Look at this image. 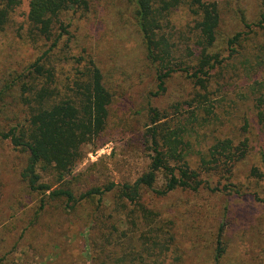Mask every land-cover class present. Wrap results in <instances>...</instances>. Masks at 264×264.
I'll return each mask as SVG.
<instances>
[{
	"label": "trees",
	"instance_id": "1",
	"mask_svg": "<svg viewBox=\"0 0 264 264\" xmlns=\"http://www.w3.org/2000/svg\"><path fill=\"white\" fill-rule=\"evenodd\" d=\"M23 5L29 39L43 44L30 62L10 60L6 68L0 67V140H8L24 156L20 177L39 198L19 236L11 241L0 238V264H9L22 238L54 208L60 215L79 216L83 207L91 211L82 216H89L91 228H104L103 241L93 248L106 253L110 264H166L178 235L173 218H166L157 201L174 193L186 197L189 205L199 203L187 212L191 222L202 226L215 215L212 264H249L252 241L247 232L233 244L235 250L226 239L232 220L230 198L240 193L231 179L247 145L224 138L193 152L190 137L192 131L200 134L196 125L207 120L205 111L214 105L209 89L213 71L241 54L245 40L264 31V0H0V50L8 46L2 33ZM106 5L119 6L110 28H131L141 51L132 66L113 68L112 74L104 67L107 50L100 45L109 31L94 28L105 21L100 9ZM189 22L194 34L187 45L196 47L190 52L194 58L178 54L170 30ZM7 51L15 58L13 45ZM255 60L264 64V44ZM179 74L195 93L182 94L175 104L161 109L154 98ZM146 78L152 82L144 99V143L151 153L147 169L133 181L74 189L75 176H67L82 161L84 147L107 127L114 99L124 100L129 94L132 103L135 88ZM253 173L264 181V170L254 168ZM44 174L52 175L55 184ZM179 197L174 210L182 207ZM211 197L222 202L216 210L208 203ZM255 198L264 202L259 194ZM14 228L10 224L6 230ZM46 232L55 240L52 225Z\"/></svg>",
	"mask_w": 264,
	"mask_h": 264
},
{
	"label": "rangeland",
	"instance_id": "2",
	"mask_svg": "<svg viewBox=\"0 0 264 264\" xmlns=\"http://www.w3.org/2000/svg\"><path fill=\"white\" fill-rule=\"evenodd\" d=\"M118 9L119 6L112 9L107 5L102 6L100 12L105 21L96 23L94 27L109 31L100 45L107 50L104 67L111 69L108 71L110 74L113 68L124 70L128 64L132 66L141 53L138 43L132 37L131 28L125 30L119 26V30L114 31L110 28L114 24L111 17L115 18ZM26 12V5L19 8L7 31L2 33L1 38L8 46L0 50V67L6 68L10 60H18L22 64L30 62L38 54L36 47L43 44L42 40L35 42L29 39ZM109 20H112V24ZM170 30L178 44V54L184 58H194L190 55L194 44L192 47L187 45L194 34L193 23L185 28L175 26ZM10 44L13 45L15 58L6 55ZM263 44L264 31H260L256 37L252 36L243 42L241 54L225 60L222 66L213 71L209 89L214 105H207L211 108L209 113L205 111L207 120L198 127L196 125L200 134L192 131L190 137L193 152L206 150L224 138H231L235 145L242 142L247 145V153L237 163L236 174L231 179L240 188V193L230 198L232 220L230 226H227L226 239L233 246L247 232L252 241L249 264H264V202L255 198V194L264 197V181L253 173L254 168L261 172L264 170V64L258 61L259 65L255 60ZM114 76L117 78V75ZM151 84L149 78H146L137 86L132 103L129 94L124 100L114 99L107 127L98 138L84 147L82 161L67 176L69 179L75 176L72 180L74 189L80 192L109 181H133L147 169L151 153L144 143L147 129L144 99ZM191 91L195 93L196 90H192V86L179 74L170 80L167 90L153 101L161 109L168 108L179 101L182 94L190 95ZM23 158L8 140H0V238L8 237L10 241L31 220L39 198L38 194L29 191L20 177ZM44 179L55 184L52 175L44 174ZM162 180L161 174L160 184ZM177 194L157 201L159 210H162L166 218H173V231L178 235L166 264H212L210 253L214 246L211 232L217 227L216 217L211 216L210 222L202 226L191 222L187 212L199 203L189 205L186 197ZM177 197L181 199L179 202L182 207L174 210L171 207ZM208 201L215 206V210L216 205L222 204L221 200L213 197ZM89 212L88 207H83L79 216L67 213L60 215L54 208L46 217L47 221L39 222L34 230L22 238L21 248L9 256V264H110L106 253L93 248L96 241H103L104 228L103 231L91 228L89 216L82 217ZM104 215L112 219L108 213ZM188 223L190 229L187 228ZM10 224L16 226L13 231L6 230ZM51 225L57 231L55 240L47 236L46 230ZM232 250H235L234 246ZM258 252L260 255L255 256Z\"/></svg>",
	"mask_w": 264,
	"mask_h": 264
}]
</instances>
